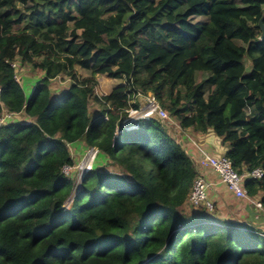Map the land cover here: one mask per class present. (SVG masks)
Wrapping results in <instances>:
<instances>
[{
    "label": "trees",
    "instance_id": "1",
    "mask_svg": "<svg viewBox=\"0 0 264 264\" xmlns=\"http://www.w3.org/2000/svg\"><path fill=\"white\" fill-rule=\"evenodd\" d=\"M262 17L264 0H0V115L30 119L0 125V264H264L263 230L188 210L198 164L162 122L123 125L151 92L182 128L221 138L238 172L264 170ZM16 61L43 73L29 92ZM61 74L72 84L53 95ZM98 75L123 82L98 96ZM79 142L120 171L93 168L73 193ZM245 186L264 208V175Z\"/></svg>",
    "mask_w": 264,
    "mask_h": 264
},
{
    "label": "rangeland",
    "instance_id": "2",
    "mask_svg": "<svg viewBox=\"0 0 264 264\" xmlns=\"http://www.w3.org/2000/svg\"><path fill=\"white\" fill-rule=\"evenodd\" d=\"M17 5L19 8L23 10V13L27 20L26 22L28 23L29 15H30L29 7H26L25 5H22L19 2L17 3ZM192 20L194 22H205L208 20V18L206 16H201V17L195 16L192 18ZM161 41L163 42V44L167 45V42L164 39H162ZM245 62L247 64V69H250L248 59H245ZM15 69H16V78L18 79L20 84H22L25 92H29L30 89L34 86V84L38 80V78L43 76V73H41L37 69H34L31 65L29 64L21 65L20 61L15 62ZM76 69L80 78L91 76L90 70H86L79 66H77ZM208 76L209 74L206 72H198L196 78L197 81H201L204 78H207ZM97 78H98V85L95 89V94H97L98 96H104L106 94H110L117 85L123 82V80L114 79L108 76L98 75ZM71 84H72L71 78H69L65 74H61L57 78L53 79L51 83L52 94L57 95L60 94V92H64L69 88ZM88 108L90 114L92 116H96L101 111L102 106L96 101H94V99H91ZM6 112L7 110L4 108L1 115H6L7 114ZM10 121L25 123V122H29L30 119L25 116V113H16L15 115L10 116ZM162 123L165 126L168 134L172 138H174L177 142L180 141L181 143V141L185 138L187 142H189L191 145L195 146L196 148L197 147L202 148L204 144L211 143L210 145L213 147L212 153L214 155L221 156L225 154V151L223 150L224 146L222 145L221 138L214 135V133L210 129L206 132H197L194 131L192 128H182L180 122L173 116H171L170 120H167ZM69 150L74 160V165L71 166L72 168H69V166L65 167L63 171L67 176L73 179V183H74L73 193H76L81 188L80 184L84 173L81 171L80 168L84 166L83 164L88 153V148L84 143L79 142L73 145H69ZM97 159H95L96 162L94 161L95 162L94 164H96V166H92V169L96 168V169H104V170L117 171V172L120 171V167L114 164L109 158L100 157L98 160ZM70 205H71V200L70 199L66 200L64 204V209H68ZM194 208H198V207L188 203V210L189 209L194 210Z\"/></svg>",
    "mask_w": 264,
    "mask_h": 264
},
{
    "label": "built area",
    "instance_id": "3",
    "mask_svg": "<svg viewBox=\"0 0 264 264\" xmlns=\"http://www.w3.org/2000/svg\"><path fill=\"white\" fill-rule=\"evenodd\" d=\"M13 65L15 66V64ZM135 102L138 103V107H133L131 105L127 109V116L123 119V125L128 128L138 126L141 119L156 118L160 122L171 119L169 112L160 105L157 98L151 92L143 93L138 91L130 100V104ZM6 113V115H0V125L11 122L10 116L16 114L8 110ZM106 118H108V116H106ZM199 150L201 154L197 160L198 168H210L214 170L219 175L221 182H223L235 196L250 199L248 190L245 186L246 180L262 178L264 175V170L262 168L258 167L240 173L234 168L232 160L225 154L216 156L202 148H199ZM98 154L99 149L97 147L93 146L88 148V153L83 164L85 167L80 168L84 174L92 169ZM65 167H68V165ZM69 168L72 167L69 166ZM210 187L211 183L202 174H198L188 196V203L196 207L203 206L209 212H213L214 204L208 198ZM254 203L259 209L264 210L261 201H254Z\"/></svg>",
    "mask_w": 264,
    "mask_h": 264
},
{
    "label": "crops",
    "instance_id": "4",
    "mask_svg": "<svg viewBox=\"0 0 264 264\" xmlns=\"http://www.w3.org/2000/svg\"><path fill=\"white\" fill-rule=\"evenodd\" d=\"M178 142L180 143V141ZM180 144L196 161L198 160L201 154L199 148L201 147L196 148L187 142L185 138ZM210 144H204L203 150L212 153L213 147ZM223 150L226 152L227 147L224 146ZM198 172L211 183L208 198L213 202L218 218L224 221L251 225L264 231V210L259 209L254 203V201H260V194L254 198L250 197V199L239 198L221 182L219 175L214 170L210 168H198Z\"/></svg>",
    "mask_w": 264,
    "mask_h": 264
},
{
    "label": "water",
    "instance_id": "5",
    "mask_svg": "<svg viewBox=\"0 0 264 264\" xmlns=\"http://www.w3.org/2000/svg\"><path fill=\"white\" fill-rule=\"evenodd\" d=\"M259 26L261 28V38L264 39V22H263V17L260 19L259 21ZM70 200H72V198H69Z\"/></svg>",
    "mask_w": 264,
    "mask_h": 264
},
{
    "label": "bare ground",
    "instance_id": "6",
    "mask_svg": "<svg viewBox=\"0 0 264 264\" xmlns=\"http://www.w3.org/2000/svg\"><path fill=\"white\" fill-rule=\"evenodd\" d=\"M85 166H82L81 168H84ZM79 182V181H78ZM79 188V187H78Z\"/></svg>",
    "mask_w": 264,
    "mask_h": 264
}]
</instances>
